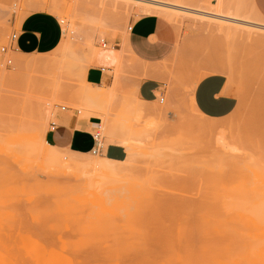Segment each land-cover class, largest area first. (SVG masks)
Segmentation results:
<instances>
[{
	"label": "rangeland",
	"instance_id": "obj_1",
	"mask_svg": "<svg viewBox=\"0 0 264 264\" xmlns=\"http://www.w3.org/2000/svg\"><path fill=\"white\" fill-rule=\"evenodd\" d=\"M138 1L0 0V264H264V23L242 14V0L235 13L223 0H162L169 9L153 15L181 31L179 43L145 66L125 41L152 15ZM33 12L62 26L50 54L10 47ZM115 48L112 81L88 85L99 53ZM143 67L159 72L155 102L139 96L155 77ZM214 74L239 93L222 120L194 103ZM63 114L98 118L99 144L123 146L127 159L54 150L46 134Z\"/></svg>",
	"mask_w": 264,
	"mask_h": 264
},
{
	"label": "crops",
	"instance_id": "obj_2",
	"mask_svg": "<svg viewBox=\"0 0 264 264\" xmlns=\"http://www.w3.org/2000/svg\"><path fill=\"white\" fill-rule=\"evenodd\" d=\"M191 4H201V0H190ZM216 2V1H215ZM243 2V3H242ZM246 6L245 15L253 12L264 23V0H242ZM217 5L216 3H212ZM236 0H223V11L236 12ZM178 28L168 19L157 15H146L132 22L126 42L130 57L140 65L155 66L169 60L176 52L179 43ZM64 33L58 18L48 12H33L27 16L18 32L14 49L25 56H41L56 50ZM118 49L105 50L97 57V66L91 67L86 74L88 85L102 87L112 81L106 72H112L118 63ZM157 68L143 67L139 73H150L155 76L144 80L139 87L142 101L155 102L156 93L162 86ZM196 109L205 117L222 120L230 117L239 105V93L229 78L224 74H214L201 80L194 92ZM66 111V110H63ZM79 114V112H78ZM64 119V121H63ZM60 124L52 123L46 134V141L58 149L69 150L78 154H91L97 150L112 161L122 162L127 159V151L121 145L110 144L106 148L99 144L94 134L87 129L99 124L98 118L89 122H80L78 117L60 115ZM64 123V124H63Z\"/></svg>",
	"mask_w": 264,
	"mask_h": 264
},
{
	"label": "bare ground",
	"instance_id": "obj_3",
	"mask_svg": "<svg viewBox=\"0 0 264 264\" xmlns=\"http://www.w3.org/2000/svg\"><path fill=\"white\" fill-rule=\"evenodd\" d=\"M114 1V0H113ZM116 1V0H115ZM140 4H143L144 5V10L147 12V13H151V14H157V13H160L159 12V10L160 9H169V4L168 3H165V2H163L162 0L160 1V0H142V1H138ZM171 6H173V5H171ZM175 7V6H174ZM171 9H172V7H171ZM184 9H186V8H184ZM182 11V10H181ZM191 13V12H190ZM195 13V12H194ZM199 13H201V12H199ZM204 13V12H203ZM162 14V13H161ZM163 14H164V12H163ZM206 14V13H205ZM208 15V14H207ZM211 15V14H210ZM162 16V15H161ZM215 16V15H214ZM216 17V16H215ZM214 17V18H215ZM219 17H222V16H219ZM218 18V17H217ZM222 18H225V17H222ZM216 19V20H218V21H220V22H223L224 23V20L223 19ZM167 19V18H166ZM214 23V22H213ZM222 23V24H223ZM126 38V37H125ZM127 39H125V41H126ZM10 64H12V62L10 61ZM22 65V63L19 61V60H17L16 61V67H20ZM90 105H91V103L89 102V103H87V106L89 107V109H90ZM92 108V107H91ZM63 121H64V119H63ZM61 122L59 121V122H57L56 121V123H55V125L56 124H60ZM64 124V123H63ZM96 128V132H95V134L94 135H96V137H98V136H100V130H101V127L100 126H96L95 127ZM52 148L54 149V150H60V149H58V148H56L55 146H52ZM67 151H65V153H66ZM69 153L68 154H71V152L70 151H68ZM72 155L73 154H71V157H72ZM74 155H77V154H74ZM72 158H75V157H72ZM36 248H38L39 249V247H35V249ZM37 250V249H36ZM41 250H43V249H41ZM40 250V251H41ZM40 251H38V252H40ZM44 251V250H43ZM43 251H41L42 253H45V252H43ZM37 252V253H38ZM39 254V256H41L40 257V259H42L43 257H47V256H44V254H43V257H42V255H40V253H38ZM52 253H50V255H51ZM54 254V253H53ZM45 255H46V253H45ZM57 255V254H56ZM49 257V256H48ZM52 257H54V255H52ZM61 259H62V257H60ZM60 258L59 257H57V259H58V262H59V260H60ZM46 259H48L49 260V258H46ZM64 259V258H63ZM55 262V261H54ZM61 262H62V260H61ZM60 262V263H61ZM64 262L66 263V261L64 260ZM56 263H57V260H56ZM59 263V264H60ZM64 263V264H65ZM4 264H6V263H4ZM8 264V263H7ZM12 264V263H11ZM45 264V263H44ZM55 264V263H54ZM61 264H63V263H61ZM67 264H70V263H67Z\"/></svg>",
	"mask_w": 264,
	"mask_h": 264
},
{
	"label": "built area",
	"instance_id": "obj_4",
	"mask_svg": "<svg viewBox=\"0 0 264 264\" xmlns=\"http://www.w3.org/2000/svg\"><path fill=\"white\" fill-rule=\"evenodd\" d=\"M18 39V34L17 33H15L13 36H12V38H11V41H10V47H13L14 48V45H15V42H16V40ZM3 52H6V47H4L3 49ZM162 102H163V100H162ZM63 110H66V107H63ZM94 137H95V139H97V137H96V135H94ZM98 140V139H97ZM100 149L99 150H97V151H95L94 152V154H96V153H100Z\"/></svg>",
	"mask_w": 264,
	"mask_h": 264
}]
</instances>
